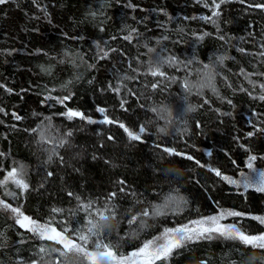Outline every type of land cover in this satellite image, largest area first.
<instances>
[{
  "label": "trees",
  "instance_id": "trees-1",
  "mask_svg": "<svg viewBox=\"0 0 264 264\" xmlns=\"http://www.w3.org/2000/svg\"><path fill=\"white\" fill-rule=\"evenodd\" d=\"M215 4H0V180L15 168L28 184L13 199L0 191V200L88 252L99 239L116 259L165 229L221 212L241 213L229 222L245 235L262 234L255 217H264V193L222 177L244 172L251 156L264 167V9L256 7L264 0ZM64 96L71 99L59 103ZM69 109L86 119H68ZM105 116L112 123H101ZM169 195L183 200L171 213L163 207ZM16 217L0 205V264H55L66 250ZM89 220L100 233L84 245ZM41 247L51 254L41 259ZM60 260L91 264L76 253ZM155 264H264V248L212 233Z\"/></svg>",
  "mask_w": 264,
  "mask_h": 264
},
{
  "label": "snow or ice",
  "instance_id": "snow-or-ice-1",
  "mask_svg": "<svg viewBox=\"0 0 264 264\" xmlns=\"http://www.w3.org/2000/svg\"><path fill=\"white\" fill-rule=\"evenodd\" d=\"M8 0H0V4L7 3ZM213 3L215 4V0H213ZM216 8H219V4H215ZM256 7L264 9V4L256 5ZM218 13L213 12V15H217ZM107 55V53H105ZM103 58V57H101ZM223 58H221V61ZM207 67V66H206ZM151 74L153 76L156 75H163L162 72H159V70L152 71ZM185 87H188L187 84H185ZM264 87V85H262ZM47 99H54L53 97L49 96ZM71 99L70 96H64L63 98H60L58 100L59 103L64 104L67 100ZM260 99L264 100V96H261ZM101 113H103L104 109H98ZM64 115L67 116L68 119L73 118H80V119H86L84 113L75 111L72 109H69ZM16 119H20L19 116H16ZM89 123H95V121L88 120ZM101 123H112L111 120L105 116L104 120L101 121ZM120 127L124 128V125L121 124ZM125 131L128 133V136L131 140H139L140 136L138 134H134L133 132L129 131L127 128H125ZM144 129L140 128V132H143ZM69 136H71V133H68ZM64 141H61V146L63 145ZM51 159V156L49 157ZM191 159V157H189ZM257 158L255 156L249 157L248 165L247 167L252 170L256 171L253 166V161H255ZM51 175V173H49ZM216 175L220 176L221 173L219 171H216ZM241 175L244 177L243 181H237L234 179H231L228 176H223L222 178L226 181H228L231 184L237 185L238 187L242 186L244 189L248 188H255L257 191L264 192V171L259 172V180L254 181L250 177H248L246 174L241 173ZM19 174L17 172V169L13 168L10 172L7 173V176L3 183H7L9 180H11L17 188L23 190H27L28 184L22 179L18 178ZM112 196L114 197L115 194L113 193ZM183 202L182 197H179L177 195H169L166 198V201L163 205L164 208L169 207L170 205H175L177 208H179L180 204ZM0 204L3 205L5 209H10L12 213H15L17 215L16 223L19 224L22 228L31 226L29 228V231L38 234L39 237L43 240L48 241H54L57 244L63 245V248L66 249V251H59V255L57 257V260L55 264H66L65 261H61L60 257L66 258L68 253H76L81 254L83 257H86L88 260L91 261V264H97L99 260H115L116 256L113 251L110 250V246L108 244H103L104 251H100L101 248V242L99 239H97L95 243V247L98 251L96 252H88L85 250V247L82 246L79 243L74 242L71 239H68L62 232L57 231L55 228H49L43 224H40L36 221L31 220L29 217L24 216L23 213L20 212V209L14 208L11 205L4 203L3 201H0ZM90 208L91 205H88ZM111 211V209L107 206L104 208V212ZM104 212H101L99 209H97V215L99 216V219L105 218L106 215H104ZM154 215H162L164 214L163 211L160 208H157L154 212ZM145 217L149 215L148 211H145L143 213ZM241 213L230 211V212H221L219 215L210 216L198 221H192L191 225H184L178 228L174 229H165L164 235L161 239H163V243L157 245L155 241L149 240L146 243H144L143 247L139 249V252H134L132 254L133 257L137 256H143L144 261L143 264H155L156 261L167 259L174 249L181 248L185 245L186 242L192 241L193 239L198 238H210V234L212 233H218L220 236L229 238V239H239L246 245H253L254 247H260L264 248V235L259 236H251V235H245L243 232H240L236 227L232 225L225 226L220 223L221 220H223L227 216H239ZM136 217H132V221H134ZM255 219H258L262 224H264V217H255ZM131 222V221H130ZM100 230L98 228V221L89 220L88 227H87V234L86 235H80L79 239L83 241V244L86 245L90 238L92 236H99ZM51 249L46 250L44 247H41L39 249V252L41 255V259L44 258L46 255L51 254ZM33 264H36V261H33ZM116 264H124V262L116 261Z\"/></svg>",
  "mask_w": 264,
  "mask_h": 264
},
{
  "label": "rangeland",
  "instance_id": "rangeland-1",
  "mask_svg": "<svg viewBox=\"0 0 264 264\" xmlns=\"http://www.w3.org/2000/svg\"><path fill=\"white\" fill-rule=\"evenodd\" d=\"M194 2H201V3H204L205 1H210V2H212V0H193ZM150 73V72H149ZM154 114H155V116H156V118H160V111H154ZM248 165V164H247ZM247 165H246V170L244 171V172H241V173H244V174H246L248 177H250L252 180H254V181H258L259 180V172H261V171H264V167H262V168H257L254 164H253V166H254V169L256 170V171H252V170H250L248 167H247ZM18 173H19V171H18ZM241 173H239L236 177H234V178H232V177H230L231 179H234V180H237V181H243V179H244V177L241 175ZM6 176H7V174L4 176V178L2 179V180H0V191H1V194L2 195H4L6 198H8V199H13L14 198V195H15V192L14 191H16V190H18V191H20V192H22V190L21 189H19V188H17L16 187V185L11 181V180H9L6 184L5 183H3V181L5 180V178H6ZM18 178H21L20 177V174H19V177ZM226 181V180H225ZM227 182V184H229V185H231V186H233V187H235V188H238V189H240V190H242V191H246V190H255V191H257L254 187L253 188H248V189H244L242 186H240V187H238L237 185H234V184H231V183H229L228 181H226ZM259 192H261V191H259ZM264 193V192H263ZM1 201V200H0ZM0 205H2V204H0ZM177 207L175 206V205H170L169 207H167V208H164V211L165 212H168V213H171V212H173V210H175ZM13 215H15V213H13ZM216 215H219V214H216ZM17 216V215H16ZM229 217L231 218L232 216H227V217H225L223 220H221L220 221V223L221 224H223V225H225V226H228V225H232L230 222H229ZM207 218V217H206ZM15 219H17V217L15 218ZM204 219V218H203ZM262 224V223H261ZM188 225H191V223L190 224H188ZM233 226V225H232ZM263 226H264V224H263ZM31 226L29 225L28 227H26V228H30ZM47 227H49V226H47ZM49 228H52V227H49ZM38 237H39V235L38 234H36ZM163 235H164V232L160 235V236H158L157 238H155L153 241H155L156 242V244L158 245V243L159 244H161V243H163L164 241H163V239H161L162 237H163ZM260 235H264V232L262 233V234H260ZM259 236V235H258ZM223 237V236H222ZM40 238V237H39ZM226 238V237H225ZM229 239V238H228ZM61 245V244H60ZM143 245L144 244H142L141 245V247H143ZM62 247H63V245H61ZM140 247V248H141ZM139 248V249H140ZM139 249L137 250V251H135V252H139ZM66 250V249H65ZM134 253V252H133ZM133 253H130L129 255H127V256H125V257H122V258H117V259H115V260H112V261H109V260H99L98 262H97V264H101V263H104V264H107V263H109V264H116V261H123L124 262V264H143V261H144V257L143 256H137V257H133L132 256V254ZM87 261L90 263L91 261L90 260H88L87 259Z\"/></svg>",
  "mask_w": 264,
  "mask_h": 264
}]
</instances>
